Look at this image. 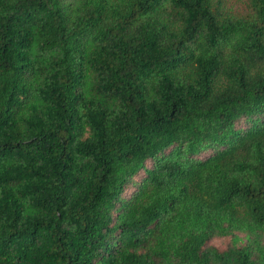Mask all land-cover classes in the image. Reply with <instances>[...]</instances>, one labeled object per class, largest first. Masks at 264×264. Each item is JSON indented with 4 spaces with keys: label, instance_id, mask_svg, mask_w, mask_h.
Instances as JSON below:
<instances>
[{
    "label": "trees",
    "instance_id": "obj_1",
    "mask_svg": "<svg viewBox=\"0 0 264 264\" xmlns=\"http://www.w3.org/2000/svg\"><path fill=\"white\" fill-rule=\"evenodd\" d=\"M0 264H264V0H0Z\"/></svg>",
    "mask_w": 264,
    "mask_h": 264
}]
</instances>
